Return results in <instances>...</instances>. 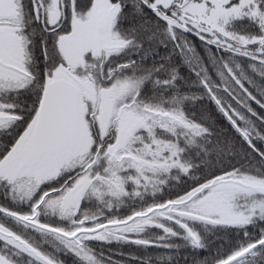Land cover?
I'll return each instance as SVG.
<instances>
[{"label":"snow or ice","instance_id":"1","mask_svg":"<svg viewBox=\"0 0 264 264\" xmlns=\"http://www.w3.org/2000/svg\"><path fill=\"white\" fill-rule=\"evenodd\" d=\"M0 264H264V0H0Z\"/></svg>","mask_w":264,"mask_h":264}]
</instances>
